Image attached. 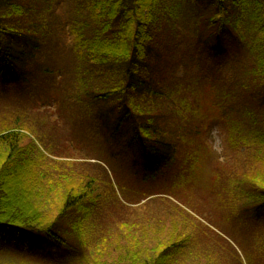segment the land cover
<instances>
[{
	"label": "trees",
	"instance_id": "16d2710c",
	"mask_svg": "<svg viewBox=\"0 0 264 264\" xmlns=\"http://www.w3.org/2000/svg\"><path fill=\"white\" fill-rule=\"evenodd\" d=\"M51 1L0 0V98L9 96L10 86L21 89L23 81L31 80L30 73L35 69L27 68L28 60L36 54L46 57L45 63L51 66L45 69L52 74L46 75L48 87L42 81L43 76L35 77L29 82L31 90L26 93L20 90L21 96L17 94L27 98V103L22 105L34 107L31 100H39L48 107L56 104L58 111L71 104L78 116V107L86 102L106 115L102 121L105 134L102 139L111 148L118 129L131 123L133 128L128 139L125 138L128 148L123 149L129 153L136 145L141 152L137 161L141 163L140 169H144L140 173L146 176L154 173L155 180L164 175V167L183 148L178 131L187 136L194 134L200 142L203 119L193 123L192 118L203 107L208 114L213 110L207 105L209 97L203 80L206 85L208 81L215 82L217 87L223 84L214 68L208 79L202 74L196 76L192 56L186 53L189 66L182 78L170 82L167 76L159 78L154 74L156 67L150 69L149 62L157 64L161 47L168 44V28L179 35V23L186 16L194 17L197 22L190 24L193 31L186 38L187 47L190 41L197 44L198 56L203 54L211 60L234 50L232 76L225 80L229 84L223 88L228 92L237 90L236 97L243 102L244 112L242 108L236 109L235 116L239 119L232 124L230 139L240 141L237 127L239 130L241 127L235 123L243 124L247 133L252 132L250 138L256 144V157L242 174L243 180L235 185L246 202L238 205L240 214H235V222L225 225L244 230L241 236L250 242L249 247L256 243V236H260L261 244V235L264 236V222H261L264 217V0H53L65 9L61 15L53 9L56 3ZM178 10L182 13H175ZM178 15L182 19L172 22ZM157 37L161 42L155 41ZM172 37L175 36L168 39ZM171 55L175 53L167 55L169 63ZM177 64L183 63L179 60ZM57 77L64 78L59 90L55 85ZM186 92L194 101L191 110L185 102ZM200 97L202 106L197 101ZM175 100H179L181 107H176ZM153 106L159 108L156 113L150 112ZM164 106L173 112L170 121L176 118V111L181 116L180 121L175 120L178 124L170 126L159 113ZM184 107L188 112L185 127L178 112ZM220 114L227 118L225 111ZM23 115L24 111L10 118L0 111V221L4 222L0 226V264H70V260L97 264L90 261L91 241L85 240L88 231L85 222L102 199V167L98 179L71 168L70 162L52 159L55 156L40 146L47 137L31 131L32 124ZM108 118L112 119L113 127L108 126ZM163 124L170 126L168 138L163 135ZM94 135L102 136V133ZM201 146L198 143L194 148L185 146L184 152L189 154ZM201 150L206 155L207 150ZM224 171L217 172L216 178H224ZM103 174L111 194L110 177L104 169ZM232 176L228 171L227 177ZM184 215L186 226L181 225L180 229L173 226L164 237H157L152 250L154 257L142 264H183L187 255L198 264L203 260L205 264L216 263L220 256L215 257L212 250L193 255L188 251L197 246L193 245L194 240L205 231L190 235L186 230L192 217ZM127 254L132 264L141 255L134 251ZM245 260L255 263L251 251L245 252Z\"/></svg>",
	"mask_w": 264,
	"mask_h": 264
},
{
	"label": "rangeland",
	"instance_id": "374dc122",
	"mask_svg": "<svg viewBox=\"0 0 264 264\" xmlns=\"http://www.w3.org/2000/svg\"><path fill=\"white\" fill-rule=\"evenodd\" d=\"M51 2L56 3L53 0ZM53 7L60 15L61 12L65 13V9L62 6L59 7L57 3ZM175 13L181 14L182 12L178 10ZM176 19H182V16L178 15L172 22L177 21ZM193 21L197 22V19L186 16L179 23L181 24L179 35L174 34L175 30L173 32L168 28L166 38L168 44L161 47L157 64L151 60L149 67L150 69L156 67L154 74L159 78L167 76L170 82L176 81L184 76L186 67L189 66L185 61L186 55H191L192 68L196 76L202 74L205 79H208L210 70L214 68L223 84L221 82V86H218L221 89H218L215 82L208 81L209 85H206V80H203L205 81L204 91L209 97V101L206 102L213 110L208 114L203 107L200 112L196 111L195 117L192 118L193 123L203 119L199 130L202 135L199 137L200 142L196 141L194 134L187 136L179 134L180 131H178L179 143L183 148L180 147L177 150L175 160L164 167V175L157 177L156 180L153 177L154 173L147 176L140 173V170L144 169H140L141 163L137 161L141 152L135 148L136 145L129 149V153L123 149L128 148L125 138L128 139L133 128L131 123L123 125L121 127L123 129H118V137L111 148L110 143L102 139L105 135L102 132V121L106 119V115H102V110L89 107L86 102H83L80 108L78 107L80 109L78 116L71 109V104H67L68 107L65 108L62 106L58 111L56 104L48 107L39 100L30 99L35 104L34 107H29L28 104L22 105L27 103V98H20L17 94H21L20 90L25 93L31 90L29 88L32 84L29 82L34 81L35 77L43 76L42 81L48 87L46 75L52 74L45 69L46 66H51L45 63L46 57L36 54L28 60L27 68L35 69L30 73L31 80L23 81L21 89L18 88L19 86H10L7 90L9 96L0 98V111L5 112L10 118L13 114L17 115L24 111L23 117L29 119L32 124L31 127L29 126L30 130L35 134L41 132L47 137L40 146L43 150L48 149L45 151L55 156L51 157L52 159L70 162L71 168L87 172L98 179L102 167V199L99 200L97 207L85 222V229L88 230L85 240L91 241L88 246L92 255L91 263L132 264L127 253H133V251L141 254L137 257L136 264L149 262L150 257H154L152 250L157 237H164L173 229V226L176 229H180L181 225L186 226L187 222L184 220V213H186L192 217V219L189 218L190 222L188 221V230H186L190 235H199L205 231L199 239L194 240L193 245L197 246L188 249L192 255L212 250L215 257L220 256L215 264H252L245 260V252L251 251L254 264H264V236L261 235V244L258 243L260 236H256V243L249 247L250 242L248 243L241 236L244 230L231 226L228 228L225 225L235 222L234 217L240 214L238 205L246 202L245 196H242V192L235 185L243 180L242 174L249 169L256 157V144L250 138L252 132L247 133L243 124L238 121L235 123L236 126L241 127L240 130L237 127L241 137L240 141L230 139L232 124L235 119H239L235 116L236 109L242 108L244 112L243 102L236 97L237 90L231 89V92H228L226 88H223L229 84L225 80H229L232 76L234 50H230L229 53L227 51L221 57H214L212 60L207 59L203 54L198 56V50L195 49L197 44L193 45L191 41L188 47L186 44V38L192 36L193 26L190 27V24ZM170 35L175 37L168 39ZM155 41L161 42V38L157 37ZM194 42H196V37ZM171 53L175 55H171L172 60L169 63L167 55ZM176 57L179 58L177 62L174 60ZM179 60L183 64H177ZM52 64L54 65V62ZM169 71L171 75L168 74ZM191 75L193 73L189 76ZM63 79V77L55 79L58 90L64 82ZM66 83L68 84L69 81ZM54 89L52 88L51 91L53 92ZM184 95L187 96V92ZM197 101L200 106L203 105L202 97ZM185 102L191 110L194 101L190 95L187 96ZM174 103L176 107L181 105L179 100H175ZM149 109L150 112L156 113L159 108L153 106ZM222 111L226 112L227 118L221 117ZM178 112L182 115L185 127L188 112L185 107L184 110ZM159 113L165 116L170 126L177 122L176 118L181 120V116L176 111L174 113L176 118L170 121L173 112H168L165 106ZM212 113L214 114L210 115ZM169 125H162L163 135L167 138L168 133H171ZM108 126H114L111 118H108ZM97 133H102V136H95L94 134ZM140 133L138 132V135ZM125 134L126 137L123 136ZM197 143L202 145L199 150H194L189 154L184 152L185 146L194 148L192 146ZM201 149L207 150L206 155ZM57 156L65 158L60 159ZM103 169L110 177L111 194L110 188L106 187L107 183L103 180ZM221 170H225L224 178L217 179L216 173ZM228 171L233 174L232 177H227ZM114 184H116L115 187ZM261 222H264L263 216ZM104 243H106L105 246L102 245ZM244 248L248 250L244 251ZM248 259L250 260V256ZM186 260L183 264H198L190 255H187ZM74 262L69 261L70 264ZM205 263L203 260L201 264ZM75 264L83 263L75 262Z\"/></svg>",
	"mask_w": 264,
	"mask_h": 264
},
{
	"label": "snow or ice",
	"instance_id": "6c2138e0",
	"mask_svg": "<svg viewBox=\"0 0 264 264\" xmlns=\"http://www.w3.org/2000/svg\"><path fill=\"white\" fill-rule=\"evenodd\" d=\"M3 223H4L3 221H0V226H2Z\"/></svg>",
	"mask_w": 264,
	"mask_h": 264
}]
</instances>
